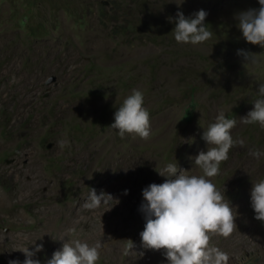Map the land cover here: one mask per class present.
Instances as JSON below:
<instances>
[{
  "label": "rangeland",
  "instance_id": "rangeland-1",
  "mask_svg": "<svg viewBox=\"0 0 264 264\" xmlns=\"http://www.w3.org/2000/svg\"><path fill=\"white\" fill-rule=\"evenodd\" d=\"M258 8V0H0V264H23V251L38 245L34 258L47 264L63 239L99 243L97 264H169L142 247V192L165 182L158 172L168 163L203 174L192 158L207 150L204 130L221 111L237 120L238 141L211 178L237 215L228 264H264V223L251 206L253 183L264 179V128L239 120L264 83V49L243 39L235 19ZM201 9L212 38L178 44L169 18ZM134 89L150 116L148 139L110 128ZM33 174L43 186L22 199L15 182ZM90 189L111 199L88 209Z\"/></svg>",
  "mask_w": 264,
  "mask_h": 264
},
{
  "label": "clouds",
  "instance_id": "clouds-1",
  "mask_svg": "<svg viewBox=\"0 0 264 264\" xmlns=\"http://www.w3.org/2000/svg\"><path fill=\"white\" fill-rule=\"evenodd\" d=\"M258 9L239 12L235 19L243 39L250 45L264 49V0H258ZM208 13L203 9L186 17L178 11L173 20L175 24L171 33L178 44L201 45L212 38L213 32L205 25ZM237 55L247 62L255 63V54L247 50H238ZM144 98L139 90H133L122 105L115 111L114 123L110 128L118 130L121 137L134 134L141 139H148L151 132L150 116L143 107ZM253 108L246 116L240 118L245 125L259 124L264 128V83L257 89V98ZM237 120L226 118L221 111L214 123L204 130L202 139L207 143V150L200 151L192 158L194 165L202 170V175H185L178 168L176 161L168 163L159 175L166 177L162 184H151L143 192V203L140 211L145 218L144 230L140 233L142 247L145 250L163 251L169 264H228L229 255L213 246L214 236L230 237L237 229L236 213L224 192L219 191L211 178L220 174V165L228 159V153L238 141L232 137L231 130ZM242 143V141H239ZM63 149L69 146L66 139L58 142ZM255 158L262 153L259 150L250 152ZM111 197L107 194H96L90 189L85 207L95 209ZM251 206L255 219L264 223V179L253 183ZM69 229L68 233H74ZM62 249L53 253L47 264H97L99 260V243L90 246L80 239H63ZM131 242V241H130ZM133 247L132 242L130 248ZM43 250L38 245L35 251L24 250L23 264H41L34 258L36 252ZM9 264H21L18 260Z\"/></svg>",
  "mask_w": 264,
  "mask_h": 264
},
{
  "label": "bare ground",
  "instance_id": "bare-ground-1",
  "mask_svg": "<svg viewBox=\"0 0 264 264\" xmlns=\"http://www.w3.org/2000/svg\"><path fill=\"white\" fill-rule=\"evenodd\" d=\"M221 2V1H220ZM225 3V2H224ZM228 4V3H227ZM226 5V4H225ZM219 6H221L220 4H219ZM224 8V7H223ZM76 67V66H75ZM118 134V133H117ZM119 135V134H118ZM94 144V143H93ZM110 158V157H109ZM124 158V157H123ZM122 159V158H121ZM118 162H120V159H118ZM123 162V161H122ZM115 169V168H114ZM114 170L112 169H108L107 171H106V174H104V175H102L101 177H103V176H108L109 174H112V172H113ZM20 173V172H19ZM23 173V172H22ZM28 173V172H27ZM29 174V173H28ZM38 174H33V175H30V177L29 178H26L25 177V175H21V176H18V179L16 180V182H15V184H16V186H15V188H16V193L18 192L19 194H20V198H22V199H29V198H31V197H35V195L37 194V196H38V192H37V190H39L40 188L39 187H42L43 186V183L41 184V180H38L37 178H38ZM41 181V182H40ZM97 183V182H96ZM45 187V186H44ZM2 194V193H1ZM39 196H41V195H39ZM17 197V196H16ZM0 198H1V196H0ZM1 199H3V198H1ZM1 199H0V201H1ZM36 199V198H35ZM20 200V199H19ZM32 200V199H31ZM3 201V200H2ZM4 203H6V202H4ZM18 203V202H17ZM1 208H3L2 206H1ZM19 213V211H15L14 212V214L13 215H15V214H18ZM17 216V215H16ZM22 216V215H21ZM51 216L52 215H50V212L49 213H46L45 215H44V217L43 218H49V219H51ZM20 217V216H19ZM22 217H24V216H22ZM246 223L245 224H249L250 223V221L248 220V219H245L244 220ZM244 225V224H243ZM242 226V225H241ZM233 236V235H232ZM235 240V239H234ZM232 242V237L230 236V237H228V238H222V240L220 241V243L219 244H217V247L219 248V249H221L222 251H224V252H226V253H229V251H230V247L228 246L230 243ZM234 253V252H233Z\"/></svg>",
  "mask_w": 264,
  "mask_h": 264
},
{
  "label": "water",
  "instance_id": "water-1",
  "mask_svg": "<svg viewBox=\"0 0 264 264\" xmlns=\"http://www.w3.org/2000/svg\"><path fill=\"white\" fill-rule=\"evenodd\" d=\"M55 80H56V77L55 76H52V77H50L48 79L47 84H50V83L54 82Z\"/></svg>",
  "mask_w": 264,
  "mask_h": 264
}]
</instances>
